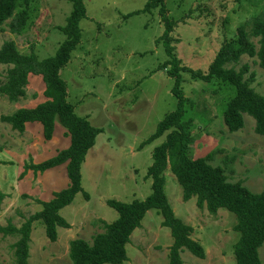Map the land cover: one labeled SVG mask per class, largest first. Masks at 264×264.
<instances>
[{
    "label": "rangeland",
    "instance_id": "obj_1",
    "mask_svg": "<svg viewBox=\"0 0 264 264\" xmlns=\"http://www.w3.org/2000/svg\"><path fill=\"white\" fill-rule=\"evenodd\" d=\"M87 18L81 22L82 43L73 53L62 78L68 86V101L76 115L103 130L82 166V186L89 194H79L73 204L61 211L71 224L59 229V239L52 243L40 222L34 224L29 264H72L69 252L73 240L92 242L103 232L102 222L112 223L118 213L108 200L131 203L152 194V180L147 179L153 152L165 137L140 146L158 124L177 108L172 93L174 81L160 67L169 61L165 46L158 41L164 26L158 10L141 13L147 0H84ZM170 18L177 22L172 45L181 66L182 89L187 99L185 121L192 122L194 159L208 158L221 167L230 183L241 182L254 193L264 189V136L255 133V120L245 116V127L230 133L224 126L223 113L236 90L214 80L195 79L192 72L207 73L225 43L237 40L238 29L264 16V0H165ZM68 0H32L29 20L21 34L11 32L9 23L0 28V48L14 41L23 55L35 53L40 60L53 57L65 35L60 27L72 12ZM20 11L23 7H20ZM129 17L132 13H137ZM257 49L258 39L252 38ZM248 67L246 79L264 96V70L257 58L243 56L228 65L240 71ZM9 66L0 65V86ZM46 84L42 76L32 75L26 97L11 102L0 96V226L12 223L20 228L32 215L42 210L55 193L69 185L67 164L45 173L26 168L43 163L70 146L66 128L55 120L52 140L44 137L43 126L27 124L21 134L1 117L22 108H34L45 102ZM166 195L177 218L194 229L192 238L206 252L204 260L189 251L182 253L184 264H236L234 245L239 234L237 218L227 210L215 215L197 206V200H183V190L176 177L166 172ZM163 217L150 210L141 228L127 246L125 264H167L173 244L170 229L162 226ZM17 237L0 235V264H14L13 245ZM264 264V245L260 249Z\"/></svg>",
    "mask_w": 264,
    "mask_h": 264
},
{
    "label": "trees",
    "instance_id": "obj_2",
    "mask_svg": "<svg viewBox=\"0 0 264 264\" xmlns=\"http://www.w3.org/2000/svg\"><path fill=\"white\" fill-rule=\"evenodd\" d=\"M68 1L72 3V12L66 25L59 28L65 35V41L53 57L40 60L35 53L23 55L14 41H6L0 48V65L10 67L6 81L0 86V96L7 97L11 102L25 98L29 78L38 75L43 77L46 84L44 96L47 99L34 108H22L13 115L3 116L1 121L21 134L26 131L27 124L39 123L43 126L45 139L50 141L58 117L67 130L66 136L70 138V146L66 150L43 163L26 168L34 173H45L67 164L68 187L55 193L51 201L41 202L42 210L32 215L20 228L12 223L6 227L0 226L3 237H17L13 245L14 264H29L36 222L42 223L52 243L58 241L59 229L71 228L61 211L73 204L79 194L89 199L82 186L81 170L89 151L103 133L102 129L93 127L87 119L76 115L75 106L68 101L67 83L61 75L82 43L81 22L87 18L84 0ZM31 4L32 0H0V28L10 21L11 32L21 34L29 20ZM20 7H23L22 11ZM154 10H158L164 26L163 36L158 41L163 42L169 57V61L160 69L167 70L174 81L172 93L177 99V108L158 124L156 132L140 146L142 149L165 137V141L154 149L153 163L146 177L152 180V194L145 200L131 203L108 200L106 204L118 213V218L112 223L102 222L103 232L95 234L92 242L83 239L71 241L70 260L72 264H125L129 260L127 246L150 210H157L163 217L162 226L171 231L173 244L167 264H184L181 255L185 251L204 260L205 248L192 238L194 229L176 217L166 195V172L170 170L183 190L185 202L196 199L197 206L206 208L212 215L223 209L236 216L235 231L239 234L238 242L234 245L236 264H262L259 251L264 245V189L254 193L241 182L230 183L223 168L209 164V157L192 158V122L184 119L187 99L182 89V73L187 68L181 66L172 45L177 22L170 18L165 0H147L141 13L149 14ZM139 13H132L129 17ZM252 38L259 40V49ZM243 56L257 58L264 70V16L253 21L250 32L246 25L241 26L237 40L224 44L207 73L192 72V76L206 83L222 81L235 88L236 93L223 113L224 126L230 133L239 132L245 127L247 115L255 120V133L264 136V96L251 87L252 79L245 78L247 66L240 71L227 67L238 63Z\"/></svg>",
    "mask_w": 264,
    "mask_h": 264
}]
</instances>
